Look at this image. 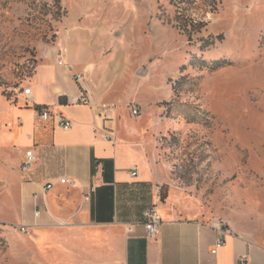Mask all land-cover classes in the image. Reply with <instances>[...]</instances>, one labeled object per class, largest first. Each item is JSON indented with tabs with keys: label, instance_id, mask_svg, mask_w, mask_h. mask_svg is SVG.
Here are the masks:
<instances>
[{
	"label": "rangeland",
	"instance_id": "374dc122",
	"mask_svg": "<svg viewBox=\"0 0 264 264\" xmlns=\"http://www.w3.org/2000/svg\"><path fill=\"white\" fill-rule=\"evenodd\" d=\"M197 3L0 0V264H83L68 257L67 228H49L53 236L45 238L41 228L16 229L13 185L23 157L3 143L9 125L2 116L6 107L27 106L23 90L40 56L66 46L77 21L88 30L100 71L110 57L133 60L120 74L130 100L111 102L110 118L145 124L144 137L155 140L156 158L169 166L165 190L196 216L222 220L264 244V0ZM69 32L72 42L82 41ZM107 34L121 46L106 49ZM218 60L229 65L211 70Z\"/></svg>",
	"mask_w": 264,
	"mask_h": 264
},
{
	"label": "crops",
	"instance_id": "0c3cea01",
	"mask_svg": "<svg viewBox=\"0 0 264 264\" xmlns=\"http://www.w3.org/2000/svg\"><path fill=\"white\" fill-rule=\"evenodd\" d=\"M69 28L82 37L76 44L70 29L67 31L66 60L73 72L84 74L81 85L57 65L50 49L40 56L29 83L33 103L9 106L2 112L3 124L9 125L3 143H11L20 159L23 157L20 166L27 151L35 156L33 168L26 173L20 169L14 179L18 194L14 214L20 223L14 224L16 229L41 228L38 235L45 238L53 236L49 228H67L68 257L76 256L83 264H240L241 257L245 264H264L263 243L240 234L222 220L196 216L176 199L175 192L165 190L169 166L156 158L155 140L142 133L145 124H122L110 118L114 110L100 108L115 99L122 102L119 97L130 100L131 95L123 93L120 74H124L123 66L133 65V60L118 63L110 57L109 67L100 71L92 57L94 44L88 46V30L78 21ZM106 39V49L121 46L112 34ZM81 88L88 92L91 105L68 104ZM38 107L48 108L49 120L39 118ZM56 116L69 120L71 128H59ZM103 130L112 136L111 140L102 136ZM0 172L5 176L4 164ZM61 177L75 181L78 187L59 184ZM4 180L11 189V181ZM49 183L53 184L51 191L33 199ZM86 194L88 201L84 200ZM153 205L162 223L157 238L149 239L143 213ZM35 211L41 213L38 219L34 218ZM220 222L228 234L216 231L214 225ZM218 237L225 244L213 255L211 250Z\"/></svg>",
	"mask_w": 264,
	"mask_h": 264
},
{
	"label": "built area",
	"instance_id": "2783aa9c",
	"mask_svg": "<svg viewBox=\"0 0 264 264\" xmlns=\"http://www.w3.org/2000/svg\"><path fill=\"white\" fill-rule=\"evenodd\" d=\"M67 52H68L67 47L63 44H59L57 47V50L55 51V61L58 66L64 68L68 73H70L72 79L78 85H81V82L84 80V74L73 72L72 66L66 60ZM23 96H24L25 104L33 103L32 98H31L30 88H26L23 90ZM68 104L90 106L91 101H90L88 92L84 88H81L79 93L76 96L68 99ZM100 108L102 110H114V111L116 110V106L114 104H101ZM130 109L134 117L139 115L138 107L134 106V107H131ZM37 112L41 120L47 121L50 119L51 115H50V111L48 110V108L38 107ZM55 120H56L57 126L61 128L62 130H69L71 128V122L69 120L61 116H56ZM102 136L106 139H110V140L112 139V136L104 130L102 132ZM34 163H35L34 153L32 151H27L25 155V159L23 160L20 166L21 172L26 173L29 170H31L34 166ZM132 175L133 176L136 175L135 170L132 172ZM58 182L61 185L69 186L71 188L78 187L75 181L67 177H61L58 180ZM52 188H53V184H50V183L46 184L45 186H43L40 194L33 195V199L37 200L39 197H45L48 194V192L51 191ZM84 200L85 201L89 200L88 194L85 195ZM40 214L41 213L39 211H35L34 218L38 219L40 217ZM143 219H144V229H145L147 238L156 239L158 236L159 227L162 223V220H161V217L155 205L151 206L150 208L144 211ZM214 227L220 235H225L229 233L228 230L224 227V224L222 222L215 224ZM18 229L21 232H25L27 230L25 226H21ZM224 244H225V241L221 237H218L214 242L213 248L211 250V254L213 255L216 254L218 249L223 247ZM238 261L240 262V264H245L246 262L244 257L239 258Z\"/></svg>",
	"mask_w": 264,
	"mask_h": 264
},
{
	"label": "trees",
	"instance_id": "16d2710c",
	"mask_svg": "<svg viewBox=\"0 0 264 264\" xmlns=\"http://www.w3.org/2000/svg\"><path fill=\"white\" fill-rule=\"evenodd\" d=\"M183 1H185V0H180V2H183ZM208 1L209 0H191V3H193L196 8H199V4L197 2H200L202 6L203 5L208 6L207 5ZM211 3L215 4L216 3V0H211ZM194 23H195V25H198L197 22H194ZM201 24H202V22L199 23V26ZM226 65H229V63L227 61H225V60H218V61H215V62H213L211 64L210 69L211 70H217V69H220V68H222V67H224Z\"/></svg>",
	"mask_w": 264,
	"mask_h": 264
}]
</instances>
